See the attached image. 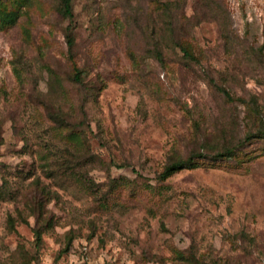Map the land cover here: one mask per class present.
<instances>
[{
  "label": "rangeland",
  "instance_id": "374dc122",
  "mask_svg": "<svg viewBox=\"0 0 264 264\" xmlns=\"http://www.w3.org/2000/svg\"><path fill=\"white\" fill-rule=\"evenodd\" d=\"M60 1L0 0V264H264V0Z\"/></svg>",
  "mask_w": 264,
  "mask_h": 264
},
{
  "label": "trees",
  "instance_id": "16d2710c",
  "mask_svg": "<svg viewBox=\"0 0 264 264\" xmlns=\"http://www.w3.org/2000/svg\"><path fill=\"white\" fill-rule=\"evenodd\" d=\"M71 2L72 0H61L60 1V5H61V13L68 17L71 18L72 17V9H71ZM68 45L71 48L72 46V41L69 39L68 37ZM182 52L184 53V55L186 57H190L189 54L187 53L186 50H184L182 48ZM75 79H78V73L75 74ZM264 134V130L261 131V133L259 135H263ZM252 136H248L247 139L251 138ZM234 148L231 149H225L222 152H218L215 156V158L220 159V158H230L234 155ZM193 166V158H188V159H178L176 161H172L170 162L168 165H166L160 175V178H166L168 176H170L171 174H173L174 172L186 169V168H190Z\"/></svg>",
  "mask_w": 264,
  "mask_h": 264
},
{
  "label": "built area",
  "instance_id": "2783aa9c",
  "mask_svg": "<svg viewBox=\"0 0 264 264\" xmlns=\"http://www.w3.org/2000/svg\"><path fill=\"white\" fill-rule=\"evenodd\" d=\"M81 252L83 253V255H86L87 256V253H88V249L87 247H83Z\"/></svg>",
  "mask_w": 264,
  "mask_h": 264
}]
</instances>
